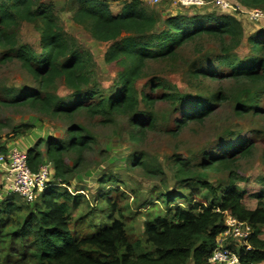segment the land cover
Returning a JSON list of instances; mask_svg holds the SVG:
<instances>
[{
	"label": "trees",
	"instance_id": "1",
	"mask_svg": "<svg viewBox=\"0 0 264 264\" xmlns=\"http://www.w3.org/2000/svg\"><path fill=\"white\" fill-rule=\"evenodd\" d=\"M71 1L79 6L77 17L88 22L93 37L110 44L106 60L117 61L126 67L118 75L112 92L102 95L95 89L85 88L89 84L86 61L70 45L50 8H35L37 0H0V48L5 49L1 60L18 58L21 66L38 83L37 89L23 94L10 98L0 96V106L25 105L52 117L69 120L84 112L90 117L132 115L135 118L132 125L137 131L131 132V137L138 140L144 128L156 125L154 113L141 110V105L149 104L154 108L156 89L166 88L163 82L153 80L152 84H156L150 95H137L135 82L148 61L174 58L183 46L203 36L222 42L229 38L238 46L243 38L242 24L231 14L169 16L161 23L159 16L147 11L141 0H122V10L116 14L109 2L120 0ZM237 1L242 6L264 12V0ZM37 20L43 23L39 42L45 51L35 56L27 46L15 49L16 43L9 30L21 21ZM247 44L249 52L245 57L233 58L230 51H225L218 57L221 63L218 67L225 66L229 77L235 80L259 84L255 93L257 101L264 97V28L250 34ZM207 71L198 67L194 75L207 76ZM59 79L71 90L66 97L52 91ZM184 96L165 93L162 97L173 105L181 103L185 117L179 122L182 127L189 121L204 122L214 104L196 97L187 103ZM219 98L217 93L209 100L219 101ZM238 108L243 112L254 109L260 113L252 105L241 104ZM67 133L63 141L43 139L27 150L32 171L50 161L55 176L63 183L68 182L70 171L64 154L75 152L79 162L82 161L92 138L83 134L79 124L71 125ZM42 144L45 150L41 149ZM253 146L251 140H237L214 156H207L201 167L205 170L223 165L231 168L238 157L252 153ZM7 149L0 146V153H6ZM188 164L178 161L176 176L181 181V191L167 190L158 196L166 206L165 211L158 213V202L154 200L144 203V207L149 206L154 212L148 214L142 236L136 239L131 237L124 214L112 200L114 188L101 194L99 201L106 204L102 210L104 220L89 223L92 231L87 234L77 229V224L86 216L74 221L75 212L85 201L82 193L74 194L67 188L50 185L33 204H22L15 195L5 197L0 200V264H211L210 256L227 228L226 214L247 222L252 228L247 244L234 247L241 263H264V238L261 237L264 190L247 194L233 182L213 185L199 174L190 172ZM107 179L102 178L100 182L106 183ZM109 180L111 184L117 182L113 178ZM248 197L257 200L255 208L246 205Z\"/></svg>",
	"mask_w": 264,
	"mask_h": 264
},
{
	"label": "rangeland",
	"instance_id": "2",
	"mask_svg": "<svg viewBox=\"0 0 264 264\" xmlns=\"http://www.w3.org/2000/svg\"><path fill=\"white\" fill-rule=\"evenodd\" d=\"M141 1L147 11L159 16L161 23L169 16L231 14L242 24L243 38L238 46L229 38L222 42L218 38L203 36L183 46L174 58L148 61L135 82L137 95H150L158 81L163 82L166 88L156 89L154 108L149 104L141 105V110L154 113L156 125L154 128H144L138 140L131 137V132L137 131L132 125L135 120L132 115L90 117L84 112L69 120L52 117L25 105L0 106V146L31 148L43 139L63 141L73 124L81 125L83 134L92 138L82 161L79 162V155L75 152L64 154L70 171L67 183L58 182L62 179L55 176L52 163V183L85 196V201L74 214V221L86 216L77 224V229L84 234L92 231L89 223L104 220L102 210L106 204L99 198L114 188L112 200L124 214L131 237H141L144 221L149 213L154 212L149 206L144 207V203L158 202L159 213L165 211L166 206L158 196L167 190L181 191L182 184L176 176L179 160L188 162L190 172L199 174L213 185L233 182L246 190L247 194L264 190V97L255 100L260 85L244 79L235 80L229 77L225 66L218 67L221 65L218 57L225 51H230L233 58L246 56L249 52L247 38L264 28V19H252L248 13L250 8L240 5L237 0H225L228 4L225 9L215 2L202 7H185L177 0ZM109 4L115 14L122 10V0L110 1ZM44 7L50 8L70 45L86 61L89 84L85 88L95 89L102 95L112 92L118 75L126 67L117 61L106 60L110 44L93 37L91 26L77 17L79 6L71 0H37L35 8ZM42 28L41 20L21 21L11 28L9 33L16 43L15 49L27 46L35 56L43 53L45 50L39 42ZM5 48L8 49L7 46ZM4 50L0 48V96L10 98L37 89L38 83L21 66L18 58L1 60ZM198 67L208 70V75H194ZM216 68H219L218 71ZM153 80L157 82L152 84ZM52 91L57 96L65 97L71 92L62 79L57 80ZM165 93L183 94L187 103H191L193 97L211 101L213 111L204 122L189 121L182 127L179 122L185 117L181 103L177 106L164 100L162 96ZM217 93L220 94L219 101L209 100ZM241 104L255 106L260 113L254 109L243 112L238 108ZM240 139L253 142L252 153L238 157L231 168L223 165L218 169L205 170L201 167L207 156H214L223 147ZM45 148L42 144L41 149ZM231 174H235L233 179L230 178ZM102 178H108L106 183L100 182ZM111 178L117 182L111 184ZM2 189L0 169V196L3 197ZM246 205L255 208L257 200L248 197ZM262 231L261 237L264 238V226ZM236 242L233 237L223 239V243L231 245L233 249Z\"/></svg>",
	"mask_w": 264,
	"mask_h": 264
},
{
	"label": "built area",
	"instance_id": "3",
	"mask_svg": "<svg viewBox=\"0 0 264 264\" xmlns=\"http://www.w3.org/2000/svg\"><path fill=\"white\" fill-rule=\"evenodd\" d=\"M159 2L160 0H152ZM182 6L196 7L205 6L215 2L218 7L225 9L228 4L225 0H177ZM252 19H264V12L254 8L248 12ZM0 169L2 174V190L5 198L15 195L25 203L33 204L38 200L43 191L52 183V163L42 164L37 171H32L28 165L27 152L17 146L7 149L6 153H0ZM61 183V180L58 181ZM226 231L218 239V245L210 256L211 264H242L240 255L234 251L231 245L223 243L224 237H233L236 242L234 246L247 244L252 233L251 226L244 221H240L230 214L225 216ZM247 248H250L247 245Z\"/></svg>",
	"mask_w": 264,
	"mask_h": 264
},
{
	"label": "crops",
	"instance_id": "4",
	"mask_svg": "<svg viewBox=\"0 0 264 264\" xmlns=\"http://www.w3.org/2000/svg\"><path fill=\"white\" fill-rule=\"evenodd\" d=\"M9 148V147H8ZM22 150H25L26 152H27V150L29 149V146L28 147H26L25 146V148H21Z\"/></svg>",
	"mask_w": 264,
	"mask_h": 264
}]
</instances>
